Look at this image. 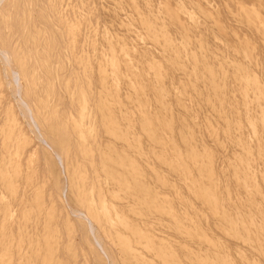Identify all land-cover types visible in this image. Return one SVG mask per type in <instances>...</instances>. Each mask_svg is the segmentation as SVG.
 Here are the masks:
<instances>
[{"label":"rangeland","instance_id":"374dc122","mask_svg":"<svg viewBox=\"0 0 264 264\" xmlns=\"http://www.w3.org/2000/svg\"><path fill=\"white\" fill-rule=\"evenodd\" d=\"M48 4L53 9H48ZM30 9L49 15L47 27L42 22L36 24L42 33L40 42H29L34 49H43L42 38L48 35V61L43 53L31 51L33 45L22 44L23 34L14 23L17 13ZM79 17L83 28L80 51L86 70L83 81L75 79L80 70L71 59L64 33L67 23ZM0 38V45L8 46L16 58L23 59L20 62H25L27 75L20 77V93L15 92L17 87L7 74V68L16 67L14 58L6 64V74L0 60V264H143L141 260L162 264L166 257L163 240L174 249L181 264H220L227 258L233 264H264V252L255 251L243 241L245 234L238 233L241 242L219 233L221 223L209 218L203 205L192 201L181 187L175 173L159 163L162 154H149L147 135L151 114L164 104L175 138L180 125L188 123L195 144L212 151L216 188L222 194L228 191L234 203L226 211L245 214L248 206L244 194L233 184L230 163L234 156L247 154H237L223 131L225 124H234L238 115L240 130L232 132L245 137L257 151L253 128H247L246 123L253 115L255 121L264 118V102L259 108L249 101L243 104L238 83L248 84L249 98L255 95V88L264 90V0H3ZM110 54L116 63H111ZM102 64L107 65V71L114 70L115 97L105 96V100L100 88L95 93L99 86L95 77ZM151 77L153 89L149 85ZM144 79L145 83L139 82ZM213 85L221 93L218 99L212 93ZM137 91L143 96H136ZM20 97L29 103L35 124L19 104ZM223 112L226 121L219 116ZM83 154H88L91 161L87 162ZM257 155L252 154L249 172L258 192L252 197L261 198L264 154ZM119 157L130 160L131 173L115 169ZM111 180H119L120 190L113 192L104 205L109 201L114 205L128 202L130 207H123L125 211L117 205L113 209L121 218L130 211L131 228L116 219L100 222L99 206L103 203L98 199L97 187H111ZM147 187L159 191L160 198L169 202L175 201L176 194L189 204L191 201L199 227L222 244V253L195 249L186 226L191 221L194 224V214L174 202V217L160 224L151 221L145 227L149 232L145 235L153 238L154 233L158 234L150 249L157 255L148 256L137 243L144 226L141 219L147 217L145 209L157 201L142 202L145 192L141 189ZM85 215L94 223L93 230ZM232 222L238 230L247 225L253 235L264 229V217L240 218L234 214ZM261 241L264 243V236ZM196 251L204 259L197 261ZM237 254L244 257L239 261Z\"/></svg>","mask_w":264,"mask_h":264},{"label":"bare ground","instance_id":"6f19581e","mask_svg":"<svg viewBox=\"0 0 264 264\" xmlns=\"http://www.w3.org/2000/svg\"><path fill=\"white\" fill-rule=\"evenodd\" d=\"M2 2H3V0H0V5L2 4ZM47 8L48 9H53V8H51L50 4H48ZM50 12H53V11H50ZM78 15H80V14H78ZM48 20H49V15H46L45 12H41L39 10L32 11L31 9L29 11L26 10V11H21V12L17 13V23L14 22V20L12 19V21L16 24L17 28L20 30L19 34L20 35L23 34L22 36H23L24 42H22V44H24V45L25 44L33 45L30 48L31 51L32 52L39 51V53L40 52L43 53L44 54V58L43 59L45 61H48V58L50 57V51L47 48V47L50 46L48 44V42H49L48 40L50 39V37H49V39H47V36H48L47 35L45 38H42L43 39L42 41H43L45 47L43 49H40V50L36 49L37 47L34 49L33 48L34 44H31L29 42H35L36 41V44L38 43V41L40 42V40H41L40 37H41L42 33L39 31L38 25H36V24H37V22H42L47 27L49 25V23H50ZM59 20H60L61 23H63L62 18H59ZM253 22L254 21H252V22L250 21V24L253 23ZM9 23H10V21H9ZM81 24H82V21H81L80 17L77 18V19L69 21L67 23V25H66V31L64 33H65L66 45H67L68 49L70 50L71 59H73L75 61V63H76V67L75 68L80 70V73L77 72L78 76H75V79L83 81L84 77L86 75V70H85V66H84L83 55H82V53L80 51L81 50L80 36L82 35V31L81 30L83 29V28L81 29ZM18 39L20 40V38H18ZM26 39H29L30 41L26 40ZM54 40H55V38H54ZM168 46H170V45H168ZM8 48H9L8 46L5 47V46L0 45V58H1L0 60L2 62V65H4V67H5L4 68V72L6 74V72H7L6 64H11L10 63L11 59L14 58V60H12V61L15 62L16 67H15V65H13V67H15V68H12V69L7 68L8 72H9V73L7 72V74L9 76V78H10V83L11 84L13 83L17 87V88L14 87V91L18 92L19 89H20V88H18L19 80L21 78H23L24 76H27L26 73H25V69L23 67L25 62H20L23 59L20 60V58H18V57L16 58L13 55L14 53L12 51H10V49H8ZM170 48H171V46H170ZM12 56H13V58H12ZM109 57H110V61H111L112 64L116 63L117 60L115 59V57L112 54H110ZM101 59H102V57H101ZM105 66H107V65L106 64H102V65H100L98 67V70H97V73H96V77H95L96 83L99 84L98 88L95 89V93H98L99 88H100V91H101V94H102V98L104 100H105V98L107 96H108L107 98H109L110 96L115 97V94H114L115 90L113 88L114 87V84H113L114 81H113V78L111 76V75L114 74V72H113L114 70L111 68L110 71H107L108 69L105 68ZM14 69L15 70L17 69V71H15ZM149 70L150 71H155V68H149ZM0 72H2V71H0ZM89 76L90 77H94L92 71H89ZM170 77H172V76H170ZM151 79H152V83H149V85L152 88L153 87V78L151 77ZM139 82L145 83V79L143 81H139ZM158 82L160 84V76H159ZM180 84H182V83H180ZM110 85H112V86H110ZM246 85H248V84H246ZM246 85L243 84V86H242V84L240 85V83H238V86L241 89V92H240L241 99L244 100L243 104H246L249 101V102H251V105H252V103H255L254 105H257L258 108H259L261 106L262 101L264 102V90L255 88L256 89L255 90V95L252 98H249L247 96V94H246V92L248 90ZM241 86L243 87V90H245V91L242 90ZM256 86H257V84H256ZM148 90H149V88H148ZM18 93H20V92H18ZM212 93H213V95H215V98L217 96H219V94H221V93H219V90H218V88L215 85H213ZM99 94H100V92H99ZM178 94H180V93H178ZM135 95L138 96V97H142L143 96L140 91H137ZM19 96H20V94H19ZM100 96L101 95H99V97ZM153 97L155 98V96H153ZM217 99H218V97H217ZM145 101L146 100H144V102ZM219 101H221V99ZM18 102L22 106V109H24L26 111L25 114L26 113H27V115L30 114L31 120H33L32 122L34 123V121H35V123H36V118L31 113V107H30L29 103H27L21 97L18 98ZM75 102H76V98H75L74 101L73 100L71 101V104L74 105ZM161 102H159V103H161ZM205 102H206V100H205ZM207 103H209V101ZM178 106H180V105H178ZM182 107H185V106L182 105ZM186 107H187V105H186ZM252 108H254V107H252ZM18 109H20V108H18ZM249 109H250V107H249ZM224 114H225L224 112L221 115L219 113V116L222 117L223 120L226 121V115L227 114L226 115H224ZM168 118H169V115L166 112V107H164V104H163V106H160V109L158 110V112L151 114L150 119L148 121V130H147L148 141H149V144H148L149 154H162V156L159 157V160H158V157H155V158L159 161V163H162L164 166H166V168L169 171H172V173L173 172L175 173V176L177 177V180L180 182L181 187H183V189L184 188L186 189V191L188 192V196L191 198L192 201H194L193 199H195L201 205H203V208H204L205 212L207 213L208 217L210 216L211 218L214 219L213 221L216 220V221H219L221 223V226L219 227V233L221 235H223V236L224 235H229V236H231V237H233L235 239H240L238 237V233L241 232V233L245 234V236H246V240H243V241H247V244L252 245L251 248H253L255 251L260 250V251L264 252V243H262V241H261V238L264 236V229L260 230L256 235H253L250 232L249 227L247 225H241L240 229L238 230L234 226V224L232 222V218H233L234 214H237L240 218L248 217V218H252V219L253 218L254 219H260L261 217H264V203L262 201L263 200L262 198L264 196L262 195L261 198L252 197V194L257 195L258 192H256V180H254V178L250 174L251 171L249 172L250 162L252 161V154H259V155H257L258 157H260L261 154H264V118H262V120L255 121L254 120V115H253L252 118H251L252 121L246 123L247 128H250V127L253 128V132L255 134V139L257 141V151L256 152H254V150L249 146L248 140L245 137H241V135L237 137L235 135V133L232 132L233 130H237V131L240 130L241 120H240L238 115H236V121H235L234 124L231 123V122L225 124L226 127H225V130L223 131L224 132L223 135H225L227 137V139H229V141L231 143H233V145H234V147L236 149V150L235 149L234 150H235V152L237 154H247L246 156L243 155L242 157L241 156H238V157L234 156V158L232 159L233 162L232 163L229 162L230 165L233 167L232 168L233 169L232 172H233V175H234V177L232 179L233 184L235 185V187H236V189L238 190L239 193L244 194V198H245V201H246V205L245 206L246 207L248 206V209L246 210L245 214H243V215H239V212L236 213L235 211L230 212V213H228L229 211L228 212L226 211L227 206L228 205L231 206L234 203L232 204V202L230 201L231 199L228 198L229 197V192L228 191H224V193L222 194V193H219V191L216 188V185H215V179H216L215 176L216 175L214 174V169H212V165H211L212 164L211 163V159L213 158L212 151H210V149H208L204 145L195 144L193 131L190 130V128H188V123H187V125H186V123L180 125V129H179V132H178L179 136L177 138H175L173 136V134H172L173 131H174L173 125L171 123V120H169ZM187 122H188V120H187ZM257 122H262V124H258ZM178 126H179V124H178ZM207 130H208V128H207ZM241 132H243V130ZM175 136H177V135L175 134ZM213 138H214V136H213ZM125 141H127V139H125ZM211 142H213V141H211ZM216 149L217 148H215V150ZM83 151H85V150H83ZM236 153H234V154H236ZM57 156H58V158H61V155L57 154ZM83 156H84V159L87 162L91 161V158H90V156L88 154H83ZM223 158H225V157H223ZM254 159H257V158H254ZM118 160H119V163L114 164L115 169L118 170V168H120V169H124L126 171V174L131 173L132 167H131V164H130V160L128 159L126 161V160H124V159H122L120 157L118 158ZM109 161L112 162L111 158H109ZM226 163H227V161H226ZM263 164H264V162H263ZM100 175H103V177L105 179H110L109 176H107L106 174L104 175L102 172L100 173ZM97 177L99 178V175H97ZM260 179L264 181V173L261 174ZM100 182L101 181H99V183ZM117 182L119 183V180H114V181L111 180V187H107L105 185H103V188L100 185H98V187H97L98 191L97 190L96 191L98 193V195H97L98 199L100 200L101 203H103V204H101L99 206L100 207V213H101L100 222L102 224H104V223H107V222H110V221L116 219V220H119L120 223L123 226L125 225V227H130V226H128L129 225V223H128L129 221L128 220H129V217L131 216V215H129L130 211L127 209L129 212H127V214H125L126 218H121L120 214L117 215L114 212V209H113V206L117 205L120 209H122V211H125V210H123L124 209L123 207H125V206H126V208L130 207V205L128 206V204H127L128 202L127 203L124 202V204L122 203V204L114 205L113 202L109 201L107 206L104 205V203L107 202V200L111 199L109 196L113 192L120 190V188L117 185L118 184ZM231 184H230V186H231ZM225 188H224V190H225ZM230 189H231V187H230ZM230 189H229V191H230ZM141 190L143 192H145V194L143 195L144 198H142V202H145L146 200H150V199H156L157 200L156 202H153V204L147 205V207L145 209V211L147 213L145 214L144 212H142L145 215H147V217H145L144 219L142 217V219H141L142 221L140 220L144 226H143V230H142V235H140L138 237V242L137 243L140 245L139 248H141L144 252H146V254L148 256L154 257V256L157 255L156 251H155V253H151L150 249H152L154 244L156 243L155 238L158 236V234L154 233L153 238L149 237L148 235H145L146 233H149L148 229L145 228V227L151 221L159 222V224H160V222H162L163 219L174 217L176 215V211H177V208L175 207L177 204L180 205V207H183L186 210L191 209L190 212H192L194 214V218H195V220H193L194 224L191 221L188 224L186 223V226L188 225V227L190 228L189 229L190 239L192 240L194 238V242L193 243H194V245H196L195 249H197L198 251H200L202 249L203 250L204 249H207V250L210 249L214 253V255L222 253V249H221L223 247L222 244H220V242H216L213 237H210L204 230H202L200 228L201 226L198 225V222L196 221V216H198L197 210H196V208L194 210L191 207V204H192L191 201H190L191 204H189V201L187 202L186 199L185 200L181 199V197L178 196L179 194L175 193L176 195H175V201L174 202H176L177 204L174 205L173 201L169 202L164 197L160 198L161 197V196H159L160 192L159 191L156 192L154 190V188L147 187V188H143ZM236 196H238V195H236ZM232 197H233V195H232ZM240 198H241V196H240ZM197 203H196V205H197ZM199 207H201V206H199ZM236 209H238V207ZM199 212H201V211H199ZM202 213H204V212H202ZM85 216H86V218L89 219V220L87 219L88 220V224H89L90 228L93 230V227H94L93 224L94 223L91 221V218H89L87 215H85ZM142 216H144V215L142 214ZM200 216H201V213H200ZM189 220H191V219H189ZM178 225H182V223H180ZM201 225H202V223H201ZM215 226H216V224H215ZM216 227H218V226H216ZM94 240L96 241V243L99 244L98 239L96 238V236H94ZM239 241L242 242V239H240ZM162 245L164 246V248H163L164 253H166V257H164V259L162 261V264H181L179 261H177V257H176V255L173 252L174 249L170 246V244L167 241L163 240V244ZM194 253H196L194 255V258L197 261H199L200 259H204V255L203 256L200 255L199 252L197 253V251L194 252ZM242 256L243 255H241V254L238 255L239 261L241 260V258L244 257V256L243 257ZM213 261H215V260H213ZM141 262L143 264H147L146 260L145 261L141 260ZM195 263L196 264H200L199 262H196V261H195ZM220 264H233V263L230 260H228V258H227V259L221 261ZM246 264H255V263L254 262L252 263V262L249 261Z\"/></svg>","mask_w":264,"mask_h":264}]
</instances>
